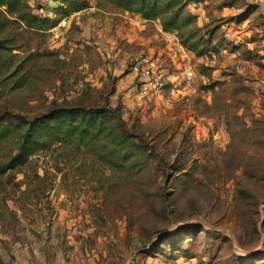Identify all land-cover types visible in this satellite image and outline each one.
<instances>
[{
    "label": "rangeland",
    "instance_id": "rangeland-1",
    "mask_svg": "<svg viewBox=\"0 0 264 264\" xmlns=\"http://www.w3.org/2000/svg\"><path fill=\"white\" fill-rule=\"evenodd\" d=\"M82 1L65 16L62 0H27L61 19L40 31L0 7V118L107 102L154 154L140 147L144 168L120 170L55 142L4 169L25 131L13 127L0 143V264H264V0H185L212 30L199 56L158 20ZM139 52L166 72L162 97L136 95ZM179 61L188 82L169 81Z\"/></svg>",
    "mask_w": 264,
    "mask_h": 264
},
{
    "label": "trees",
    "instance_id": "trees-1",
    "mask_svg": "<svg viewBox=\"0 0 264 264\" xmlns=\"http://www.w3.org/2000/svg\"><path fill=\"white\" fill-rule=\"evenodd\" d=\"M107 1L115 7L138 13L147 20H158L163 31H175L180 44L196 55L206 52L205 47L210 42L208 33H212V30L206 32L197 23L196 16L187 10L185 0ZM0 7H4L17 21H23L27 28L33 30H46L61 22V19H54L56 16L40 18L32 14L27 0H0ZM85 7L82 0H63L54 9V13L67 16ZM13 127L14 130L23 128L25 131L17 154L4 169L27 160L29 152L48 147L55 142L81 147L85 152L97 154L105 163L120 170L137 166L142 169L148 162L142 158L143 162L137 153L141 147L136 142L138 137L129 130L117 108L107 102L102 106L82 103L56 105L47 114L39 115L30 122L19 123V126H11L0 118V143ZM138 139L140 144L143 143L142 138ZM143 150L154 154L150 148Z\"/></svg>",
    "mask_w": 264,
    "mask_h": 264
},
{
    "label": "built area",
    "instance_id": "built-area-1",
    "mask_svg": "<svg viewBox=\"0 0 264 264\" xmlns=\"http://www.w3.org/2000/svg\"><path fill=\"white\" fill-rule=\"evenodd\" d=\"M60 23L58 24L59 26L61 25ZM61 30L60 28L58 29V27L51 30L54 38L58 40L63 39ZM180 48L182 49V47ZM129 64L132 72L134 73L133 86L135 88L136 95H138L144 102L162 97V92L166 87L167 76H165L166 72H164V69L160 68L158 58H156L154 54L150 53H134L129 57ZM180 74L181 78L187 82L193 75L188 69H184L180 72ZM175 78L179 77L176 76Z\"/></svg>",
    "mask_w": 264,
    "mask_h": 264
},
{
    "label": "crops",
    "instance_id": "crops-1",
    "mask_svg": "<svg viewBox=\"0 0 264 264\" xmlns=\"http://www.w3.org/2000/svg\"><path fill=\"white\" fill-rule=\"evenodd\" d=\"M136 17H139V16H136ZM140 17H141V16H140ZM137 19H138V18H137ZM140 20H141V18H140ZM142 21H144V20H142ZM158 27H159V29L162 31V34L165 35V37H168V38H166V39H169L170 36H166L169 32H164V31L162 30L160 24H158ZM171 44H173L174 46H176L175 48H177L178 51H181V52L184 51V54H183V55H186V54H185V50H184L183 48H182V49H183V50H182V49L180 48V46L178 45L177 42H176V44H175V42H172ZM153 49H154V48L151 47L149 50L153 51ZM175 53L177 54V52H174V55H172V60L174 61V63H175L176 60L178 59V57H177V55H176ZM183 55H182V56H183ZM189 55H194V54L191 53V52H188V54H187L186 56L189 57ZM177 63H180V65L183 64L184 67H185V63H181L180 61L177 62ZM185 69H188V67H185ZM183 70H184V69H183ZM130 76H131V78L133 79V77H134V73L131 72V73H130ZM177 76L179 77V79L181 78V74H180V75H177ZM171 77H172V78H171ZM175 77H176V76H170L171 81H172L173 78H175ZM181 80H182V79H181ZM117 90L120 91V89H117ZM172 90H173V89H172ZM172 90H171V91H172ZM122 92L125 94V93L128 92V91H126V92H125V91H122ZM123 99H124V97H123Z\"/></svg>",
    "mask_w": 264,
    "mask_h": 264
}]
</instances>
